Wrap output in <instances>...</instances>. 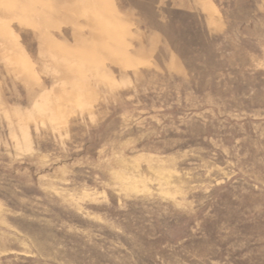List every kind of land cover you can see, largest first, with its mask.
<instances>
[{
    "label": "rangeland",
    "instance_id": "obj_1",
    "mask_svg": "<svg viewBox=\"0 0 264 264\" xmlns=\"http://www.w3.org/2000/svg\"><path fill=\"white\" fill-rule=\"evenodd\" d=\"M0 264H264V0H0Z\"/></svg>",
    "mask_w": 264,
    "mask_h": 264
}]
</instances>
